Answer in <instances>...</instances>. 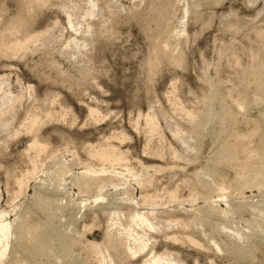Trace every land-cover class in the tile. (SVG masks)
Returning <instances> with one entry per match:
<instances>
[{
	"label": "rangeland",
	"instance_id": "obj_1",
	"mask_svg": "<svg viewBox=\"0 0 264 264\" xmlns=\"http://www.w3.org/2000/svg\"><path fill=\"white\" fill-rule=\"evenodd\" d=\"M21 4L19 0H0V31H6L7 18ZM29 4L37 7L31 12L29 29L20 28L16 34L23 39L29 34V38L25 37L28 38L25 46L14 55L0 53V210L7 211L5 218L11 219L15 211L22 216L26 214L23 217L27 219L34 217L45 224L49 222V226L66 235L93 241L102 251L99 264H117L112 252L108 253L111 255L109 257L104 251L102 239L106 224L114 216H109L108 208L100 209L99 206L106 200L122 197L125 189L137 198L142 190L151 193L152 183L144 179L146 185H138L127 178L117 185L106 183L102 190L92 186L80 192L72 180L73 174L82 170L78 162L87 154L82 145L96 144L112 137L108 141L126 150L124 153L133 170L145 172L138 165V160L144 166H173L160 172V183L166 187L179 186L181 200L170 202L163 198L156 205H141L138 209L147 211L154 224L153 229H145L150 240L139 257L153 252L175 251L183 264H209L208 257L213 264H264V218L259 217L260 226H250L248 222L252 220V214L245 207L253 202L264 205V187L248 184L238 188L234 182L236 176L245 177L247 173L246 169H241V163L246 159L258 161L259 154L245 155L238 150L236 159L218 161L214 173L202 174L211 149L220 141L218 138L222 130L231 129V126L220 123L224 119L221 106H212L208 111L196 108L192 94L198 87L196 79L199 76L197 65L200 58L204 57L210 63L206 71L208 76L212 79L223 78L224 71L215 70L218 50L228 41L251 40L255 30L264 29V0H47L45 3L33 1ZM92 4L95 7L89 11ZM149 6L155 8L152 10ZM183 8L186 12L181 20ZM155 9L163 12L161 19L165 18L170 34L176 32L175 29L184 22L186 32L181 34L180 44L174 51L184 59L180 66L167 60L157 65L148 96L146 70H140V66L145 62L143 59L148 57L150 43L145 40L146 36L141 30L143 23L150 31L155 29L154 21L147 22ZM228 22L235 24L234 34L224 28ZM254 44L252 48L258 51L259 45ZM141 59L143 62L139 65ZM170 92H174L182 107L191 110V117L174 110L166 98ZM3 93L12 96L7 98ZM88 105L98 109L99 118L96 121L87 116ZM47 108L52 110V117L40 125L38 132L50 146L57 148L56 158L65 161L67 171L65 174L55 172L50 178L38 171L37 178H30L26 190L15 198L5 188L4 168L13 167L16 174L26 168L25 155L20 151L26 147L31 135L23 129V122L29 112L39 114ZM149 108L154 111L162 141L158 134L147 141L141 118L138 127L133 126L138 112L145 113ZM62 112L64 116L60 117ZM254 112L255 109H252L251 114ZM205 120L208 122L198 137L194 125ZM234 129L249 136V126L243 123ZM118 133L124 137H113ZM212 134L216 136L214 142ZM145 147L147 150H144ZM156 147L162 150L160 156L150 152V148ZM69 149H74V153L78 154V162ZM30 153L32 150L27 155L30 156ZM47 162L42 168L53 169L51 160ZM234 164L237 165L236 171L229 166ZM193 170H196L201 181L193 190L181 187L182 178L188 177V172ZM60 178L64 179V187L60 185L59 190L51 189L57 191L53 192L56 195H51L49 190L43 192L38 187V184L44 186L50 182L59 184ZM189 178L194 180V176ZM207 181L213 182L215 188L212 185L204 188ZM51 183L49 186H52ZM220 188L224 189V194ZM102 192L111 195H107L103 202H94L95 194ZM39 195H64L62 210L65 212H77L76 204L80 200L82 206L76 217L72 218L73 221L69 216L58 218L55 203L51 205L52 209H43V212L33 205L31 199ZM220 195L224 196L217 197ZM211 198L218 200L215 205L218 209H225L227 218L214 212L209 203ZM224 200L228 202V207L224 205ZM127 209L130 207L126 205L120 209L122 214L116 216L119 222L116 228L132 225ZM230 209H234V213ZM191 217H198V220L190 223L187 219ZM227 220L233 221L238 229L248 234V239L235 243L237 247L226 243L231 240L218 227H214L215 223ZM82 225L90 228L82 231ZM111 231L115 233L114 229ZM48 232L51 234V231ZM172 234L179 239L192 235L203 244V249L188 246L187 242L181 240H170L167 235ZM19 235L17 227L16 240H12L1 264H20L21 258L30 264L36 262V252L21 244ZM212 240L219 243L220 251ZM175 246L178 248L175 249ZM241 248L244 250L241 251ZM57 254L58 260L44 257L46 264L61 263L65 256ZM80 256L85 258L84 254ZM87 259L89 264H95L92 257L87 256ZM77 261L74 264L83 263Z\"/></svg>",
	"mask_w": 264,
	"mask_h": 264
},
{
	"label": "bare ground",
	"instance_id": "obj_2",
	"mask_svg": "<svg viewBox=\"0 0 264 264\" xmlns=\"http://www.w3.org/2000/svg\"><path fill=\"white\" fill-rule=\"evenodd\" d=\"M19 1H22V4L19 5L16 10L7 18L5 24L7 25L6 31H0V53L2 54L7 53L8 55H14L25 46L26 41L29 38V34L25 35V37H28L27 39H25V37L24 39L23 37H18L16 34L20 28L29 29L31 24V12L37 8L36 6H32V4L29 3L33 1L45 3L47 0ZM161 6L160 8L163 9ZM93 7H95V5H90L89 11H91V8ZM150 8L153 10L155 7L151 6ZM161 9L159 10L162 11ZM185 12L186 11L183 8L180 15L181 20H183ZM162 13L163 12H159L155 9V11L149 15V21L147 22L149 23L150 21H154V24L156 25L153 31L149 30L146 23H143V29L141 28V31H143V34L146 36L145 40L147 39V41L150 43L149 53L147 52L148 57L143 59L145 62H143L141 59V63L139 64L141 65L143 62V66H140V70H146V77H144L146 88L148 89V96H150V92L152 90L151 81L155 70H157V65L167 60L169 61L168 63L171 61L172 64L174 63L180 66L182 65L181 60L184 59L180 56L181 54L179 51L177 53L180 55L175 54L174 52L176 50V46L179 43L181 34L186 32L184 22H181L180 27L175 29L176 32L170 34V27L167 23H165V18L161 19ZM68 22L71 24L70 21ZM224 28L228 29L231 34H234L236 31L235 24L232 22L226 23ZM255 42L256 45H259L258 51L252 48V44ZM199 55L201 56V54ZM128 59L130 58L128 57ZM132 61L134 62L135 59ZM138 61L140 62V60ZM137 64L136 66L134 65L136 68ZM198 64L199 66L197 65V67H199V76L197 77L198 79H196L198 80V87L192 91L194 99L193 105H195L196 108L200 107L205 111H208L212 106H221L223 108L224 119H221L220 123H224L226 127L231 126V129L222 130L221 135L218 138L220 141H218L211 149V155L207 159L203 170H201V173H214V167L218 161L226 162L230 159H236L238 150H240V152L242 151L245 155L252 153L259 154L258 161L246 159L243 163H241V169H246L247 173L245 177L236 176L234 182L238 188H244L248 184L255 185L257 187H264V29L255 30V35L251 40L248 39L246 42L228 41L224 43L220 50H218L215 70H223L225 73L223 78L218 77L216 79H212V77L207 75L206 71L207 68H209L210 63L208 60L204 59V57L199 59ZM136 80L140 81V79ZM173 89L174 88H172V90ZM173 93L170 92L169 94H166V98L168 101L170 100L169 104H172L174 110L183 113L187 117H191V110L182 107L183 105L178 102L179 99ZM3 96L11 98L12 95L10 93H3ZM86 107L87 116L96 121V119L99 118L98 109L89 105ZM252 109H255L254 114H251ZM63 112L62 116L60 117L64 116ZM51 117L52 110L47 108L43 112H39V114L35 112H29L25 118L26 121L23 122V129H26L31 135L26 147L20 151L22 152V155H25L23 158H25L24 162L27 163V165L25 164L26 168L23 171H18L17 174L14 172L13 167H6V169L4 168L6 179L5 188L8 189L7 191L11 192L10 195H15V198L17 194L23 193L24 190H26L30 178H37L36 175L38 174V171L45 174V176L48 178H50L55 172H61L62 174H65L67 171L65 170V161L56 158L58 153L57 148L50 146L48 141L42 138L38 132L40 125L49 120ZM140 118L143 120L146 128L145 134L147 141L151 140V138L156 134L161 136L157 128V121L155 120L154 111L151 110V108H149L145 113L138 112L137 118L135 120L133 119V126L135 128L138 127ZM207 122L208 121L205 120L202 123L194 125L196 129V136L199 137L201 135L202 130L204 129V126L207 124ZM239 123L249 126V131H247L249 136H246L234 129ZM114 136L120 137L121 139L124 137L121 133L113 135V137ZM212 137V141L214 142V138L216 136L212 134ZM110 138L108 137L96 144L83 143L84 147L82 145V148H84V150L87 152V154L85 153L86 157L83 160H80L79 157H77L78 154L76 155L74 153V147L73 150L69 149V151H71L73 156L77 159L76 161L78 162L80 160L78 163L82 168V170L76 172L72 176V180L77 189L81 192L94 186L98 187L99 190H102L103 185L106 183L117 185L125 181L127 178H131V181L138 185H146V183H144L145 179L147 182L152 183L153 189L151 193L143 190L140 191L139 198L130 195L127 189H125V194L122 197L106 200L105 203L100 204V209L108 208L109 216H114L113 218H110L104 231L102 232V239L105 244L104 251L109 257L111 255L108 253L112 252L117 264H183L182 261L176 257L175 251H163L161 253L153 252L149 255H146L145 257H139V254L144 251L147 243L150 240V235L146 233L145 229L154 228V224L148 217L147 211L138 210L140 206L156 205V202L163 198L170 202L181 200L178 185L175 184L172 187H166V185H164V187L162 185L163 183H160V172L174 167H164L159 164L144 166L142 165V162L138 160V165L145 172H137L130 167L128 158L124 153L126 150L124 151L119 146L112 144L110 141H108ZM64 142H66V140ZM65 145L67 146V142ZM160 147L153 149L150 148L151 154L160 156L162 153ZM29 150H32V154L30 153V156L27 155ZM144 150H147V148L145 147ZM171 151L172 154H175L173 150ZM47 161L53 165V169L42 168L44 164L46 165V163H48ZM229 166L233 169V171H236L237 165L234 164ZM17 169L18 168H16V170ZM195 171L196 170H193L190 173L188 172V177L182 178V183H180V185H182L181 187H186L189 190H193L195 185H198L201 180L198 178V175ZM193 176L194 180H191L189 177ZM60 182L61 183L59 184H52L50 182L52 186H49L50 183L45 184L44 186L42 184H38V187L41 188L43 192H47V190H49L52 192V194L50 193L51 195H56L57 193L54 194L53 192L57 191H53L51 189L55 188L56 190H59L60 185H63V188L64 179L60 178ZM209 185H212V187L215 188L214 183H209L208 181L205 183L204 188L208 189ZM13 187L15 189H13ZM220 191L222 194H224L223 188H220ZM61 194H63V191ZM107 195L111 194H106L103 192L97 195L95 194L93 201L96 203L98 201L103 202ZM223 196L224 195H220L217 197ZM64 198V195L60 197H46L44 195H39L33 196L31 202L36 206L37 209H41V212H43V209H52L51 205L55 203L54 209L56 210L57 214H59L58 218L62 216H69L72 219L73 217H76V213H78L79 208L82 206V200L76 204L77 212H72L71 210L65 212L62 210V205L65 204V201L63 200ZM9 200L11 199L9 198ZM217 201L218 200L211 198L209 203L212 204L214 212H219L220 216L227 218L228 214L226 213L225 209H218L216 207L215 202ZM223 202L225 206H229L226 200ZM124 205L130 207V209H127V211L130 213L132 225H124L123 228H116L115 225L119 224L116 216L118 214H122L120 209ZM245 207L249 213L252 214V220H250L248 224L253 227L260 226V221L258 219L259 217L264 218V205L253 202ZM12 209L13 208H11V210ZM230 212L234 213V209H230ZM12 213H14L13 217H8L11 219H6L5 216L7 211L4 209L0 210V264L2 263L3 257L5 256L12 240H16L17 227L18 231L20 232L19 242L21 244H25L27 248L30 247L32 252H36L35 256L38 258H36V262H34V264H46L47 259L58 260L59 254L57 253H62L63 256H65L59 264H74L77 260V262H83L82 264H89L87 256L92 257L95 264H99V257L101 256L102 251L99 250L93 241L91 242L85 238H82L81 236H74L73 238L71 235H66V233L60 232L57 228L49 226V222L45 224L34 217L32 219L23 217L24 215L26 216V214L22 216L21 214L15 213V211ZM49 216L50 214L47 215L48 218ZM29 220L30 222H28ZM73 220L74 219H72V221ZM197 220L198 217H191L187 219L188 222L193 224ZM82 226V231L90 228V226L87 225ZM214 227H218L220 231L231 240L229 242L226 241V243H229L233 247H237V242H241L244 239L246 240L249 238L248 234L238 229L233 221L227 220L224 223H215ZM111 229H114L115 233H113ZM48 231H51V234ZM121 234L124 238L119 237ZM167 237L173 241L181 240V242H187V244H189L188 246H193V248L195 247L203 249V244L192 235H186L180 239L177 238L175 234L167 235ZM55 240H57V242ZM212 243L218 251L221 250L219 243L213 240ZM177 248L178 247L175 246V249ZM240 250L243 251L244 249L241 248ZM81 254H84V259L80 256ZM44 259L46 261H44ZM208 259V263L213 264L211 258L208 257ZM20 264L30 263L21 258Z\"/></svg>",
	"mask_w": 264,
	"mask_h": 264
}]
</instances>
